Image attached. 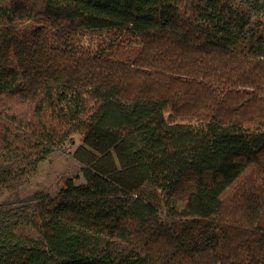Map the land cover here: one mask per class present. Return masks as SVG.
<instances>
[{
	"label": "trees",
	"instance_id": "1",
	"mask_svg": "<svg viewBox=\"0 0 264 264\" xmlns=\"http://www.w3.org/2000/svg\"><path fill=\"white\" fill-rule=\"evenodd\" d=\"M75 135L0 264H264V0H0V194Z\"/></svg>",
	"mask_w": 264,
	"mask_h": 264
},
{
	"label": "rangeland",
	"instance_id": "2",
	"mask_svg": "<svg viewBox=\"0 0 264 264\" xmlns=\"http://www.w3.org/2000/svg\"><path fill=\"white\" fill-rule=\"evenodd\" d=\"M243 2L248 3L249 6L254 4V0H243ZM33 27L32 23L27 24L24 26V31L29 32ZM92 42L98 45L100 39L92 37ZM73 141V144H67L64 148L57 150L47 160L42 162L19 193H1L0 207L7 205H13L14 208L15 206L17 208L24 207L34 196L48 195L56 197L66 185L80 186L85 184L84 165L75 156L78 150H82L80 154L85 159L89 157V154H85L86 150L82 149L81 135H75Z\"/></svg>",
	"mask_w": 264,
	"mask_h": 264
}]
</instances>
